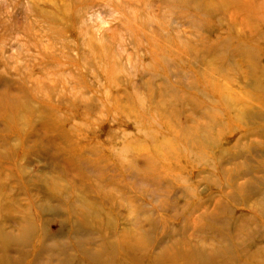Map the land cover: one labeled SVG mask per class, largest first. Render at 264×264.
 <instances>
[{"label": "rangeland", "instance_id": "1", "mask_svg": "<svg viewBox=\"0 0 264 264\" xmlns=\"http://www.w3.org/2000/svg\"><path fill=\"white\" fill-rule=\"evenodd\" d=\"M0 264H264V0H0Z\"/></svg>", "mask_w": 264, "mask_h": 264}, {"label": "bare ground", "instance_id": "2", "mask_svg": "<svg viewBox=\"0 0 264 264\" xmlns=\"http://www.w3.org/2000/svg\"><path fill=\"white\" fill-rule=\"evenodd\" d=\"M27 230H28V231H30V230H31V227H30V226H28Z\"/></svg>", "mask_w": 264, "mask_h": 264}]
</instances>
